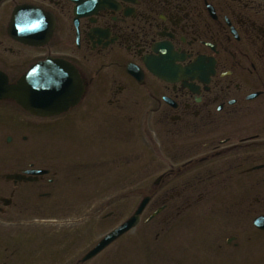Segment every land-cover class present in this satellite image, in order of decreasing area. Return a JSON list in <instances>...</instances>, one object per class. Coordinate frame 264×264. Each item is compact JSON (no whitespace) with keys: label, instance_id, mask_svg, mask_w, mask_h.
<instances>
[{"label":"flooded vegetation","instance_id":"af4514ba","mask_svg":"<svg viewBox=\"0 0 264 264\" xmlns=\"http://www.w3.org/2000/svg\"><path fill=\"white\" fill-rule=\"evenodd\" d=\"M47 59L83 92L41 117L5 94ZM0 91V220L70 216L0 264H264V0H0Z\"/></svg>","mask_w":264,"mask_h":264},{"label":"water","instance_id":"95a60500","mask_svg":"<svg viewBox=\"0 0 264 264\" xmlns=\"http://www.w3.org/2000/svg\"><path fill=\"white\" fill-rule=\"evenodd\" d=\"M79 83L80 77L73 65L62 60L49 59L33 65L14 86L16 93L7 96L14 97L25 108L37 115L51 116L66 111L79 101L83 92ZM29 172L41 173L42 171ZM7 177L20 181L33 179L22 174H12ZM145 203L144 201L137 208L132 217L108 233L88 256L95 255L114 239L134 227L139 221Z\"/></svg>","mask_w":264,"mask_h":264},{"label":"rangeland","instance_id":"374dc122","mask_svg":"<svg viewBox=\"0 0 264 264\" xmlns=\"http://www.w3.org/2000/svg\"><path fill=\"white\" fill-rule=\"evenodd\" d=\"M41 126H43L44 124H40ZM46 134L40 137H35V143L33 144V149L35 150V154L38 157V155H42L44 153H47V130ZM61 135V134H60ZM58 140V142L61 144L59 138V134L56 137ZM39 158V157H38ZM42 160V159H41ZM0 163L2 162H6L7 160L4 158L0 157ZM12 164H16L15 161H11ZM37 165H47L46 162H38L36 161ZM26 162L23 164L25 165ZM59 169H61V164H59ZM8 169H5V171ZM38 196H35L34 200L31 203H33L31 206V210L28 213H25L23 211L19 212L18 210H14L12 211V213H16V214H21V215H26V217L24 219L22 218H16L17 216H15V218L12 219H8V218H1L0 220V234H5V238H7L6 235H9L11 233L16 234L20 240L22 241L23 244H28L31 245L32 244V237H34L37 233H41V235L45 234V230H50V229H60L63 227V224L66 223L65 219L69 218L70 216L65 215L61 212H49L47 211V209L45 208L44 204H40V203H36ZM41 205V206H38ZM38 206L41 208L38 209H33V207ZM116 208H118L117 203L115 204ZM111 206H106L103 207L102 210L100 211V215L99 218H103V215L105 214L104 212L109 211V209ZM136 207V205H132V209ZM131 209V210H132ZM28 211V210H25ZM121 214H119L117 216L116 219V223H118L119 221H121L122 219H124L129 213L126 212V214H124V210H120ZM47 218V222L46 221H42V219H46ZM112 227V226H110ZM109 228L106 229H102L99 228L97 233L99 234L98 236L102 235L105 231H107ZM49 234V233H47ZM8 243H13L11 241H5L4 242V246H10L11 244Z\"/></svg>","mask_w":264,"mask_h":264}]
</instances>
